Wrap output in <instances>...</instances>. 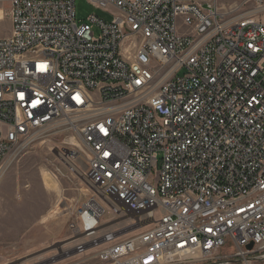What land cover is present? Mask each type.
<instances>
[{
    "label": "built area",
    "instance_id": "obj_1",
    "mask_svg": "<svg viewBox=\"0 0 264 264\" xmlns=\"http://www.w3.org/2000/svg\"><path fill=\"white\" fill-rule=\"evenodd\" d=\"M75 1L9 0L0 166L71 127L92 190L78 254L91 242L96 264H229L224 248L264 260V0H87L113 19L82 22ZM109 211L144 228H103Z\"/></svg>",
    "mask_w": 264,
    "mask_h": 264
},
{
    "label": "rangeland",
    "instance_id": "obj_2",
    "mask_svg": "<svg viewBox=\"0 0 264 264\" xmlns=\"http://www.w3.org/2000/svg\"><path fill=\"white\" fill-rule=\"evenodd\" d=\"M0 6V31L8 33L9 0H0ZM75 10L80 22L90 14L113 19L108 11L87 0H76ZM94 32L99 33L97 26ZM36 136L30 147L8 156L0 166V264H96L89 259L98 250L91 247L93 243L86 244L92 250L85 254H78L76 248L82 236L77 211L92 193L85 146L71 127L55 125ZM76 140L81 142V149ZM44 173L55 178L56 189L45 185ZM102 223L103 228L119 226L120 236L144 228L131 213L116 216L109 211ZM232 251L224 248L221 253L227 252L229 264H239ZM253 264H264V260Z\"/></svg>",
    "mask_w": 264,
    "mask_h": 264
},
{
    "label": "bare ground",
    "instance_id": "obj_3",
    "mask_svg": "<svg viewBox=\"0 0 264 264\" xmlns=\"http://www.w3.org/2000/svg\"><path fill=\"white\" fill-rule=\"evenodd\" d=\"M72 140H70V142H71ZM81 142H79V141H75V145L77 146V147H80V149H81V144H80ZM43 181H44V183H45V185L48 187V188H51V189H56V187H57V184H56V180H55V178L51 175V174H49V173H44L43 174ZM55 259V258H54ZM58 259V258H57Z\"/></svg>",
    "mask_w": 264,
    "mask_h": 264
},
{
    "label": "crops",
    "instance_id": "obj_4",
    "mask_svg": "<svg viewBox=\"0 0 264 264\" xmlns=\"http://www.w3.org/2000/svg\"><path fill=\"white\" fill-rule=\"evenodd\" d=\"M0 7H1V6H0ZM1 9H2V7H1ZM3 10H4V9H3ZM8 25H10V30H11V22L8 23ZM10 30H9V32H10ZM9 32H8V33H5L4 31H0V35H1V36H5V35L9 34Z\"/></svg>",
    "mask_w": 264,
    "mask_h": 264
},
{
    "label": "water",
    "instance_id": "obj_5",
    "mask_svg": "<svg viewBox=\"0 0 264 264\" xmlns=\"http://www.w3.org/2000/svg\"><path fill=\"white\" fill-rule=\"evenodd\" d=\"M254 244L253 243H250L248 246H247V249L251 250L253 248Z\"/></svg>",
    "mask_w": 264,
    "mask_h": 264
}]
</instances>
